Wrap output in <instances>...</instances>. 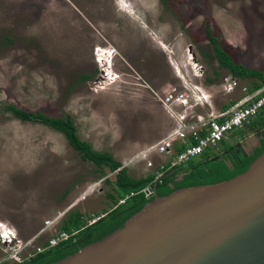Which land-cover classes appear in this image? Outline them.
<instances>
[{
    "label": "rangeland",
    "instance_id": "374dc122",
    "mask_svg": "<svg viewBox=\"0 0 264 264\" xmlns=\"http://www.w3.org/2000/svg\"><path fill=\"white\" fill-rule=\"evenodd\" d=\"M207 29L235 62L264 70V0H0V221L25 245L22 257L51 236L41 232L45 221L71 210L92 219L112 207L115 190L114 172L82 160L62 130L15 110L69 117L93 149L133 178L147 175L153 169L132 158L171 126L158 100L178 84L169 61H183L189 47L216 108L252 86L238 79L224 93L231 75L218 67ZM261 131L239 128L227 142Z\"/></svg>",
    "mask_w": 264,
    "mask_h": 264
},
{
    "label": "water",
    "instance_id": "95a60500",
    "mask_svg": "<svg viewBox=\"0 0 264 264\" xmlns=\"http://www.w3.org/2000/svg\"><path fill=\"white\" fill-rule=\"evenodd\" d=\"M45 264H264V132Z\"/></svg>",
    "mask_w": 264,
    "mask_h": 264
},
{
    "label": "built area",
    "instance_id": "2783aa9c",
    "mask_svg": "<svg viewBox=\"0 0 264 264\" xmlns=\"http://www.w3.org/2000/svg\"><path fill=\"white\" fill-rule=\"evenodd\" d=\"M183 56V61H169L178 79V84H170L158 97L161 106L170 118L171 126L160 138L143 147L132 158V160L137 159L134 163L143 161L146 169H153L149 173L152 176L151 182L141 189L146 198L153 195V186L161 183L167 172L178 166L186 165L208 149H214L222 140H227L234 130L250 123L264 108V85L259 89L243 93L225 109L216 108L212 95L202 81L200 82L203 78L201 63L194 58L189 47L185 48ZM231 77L224 86V93H231L234 90L233 84L238 79ZM153 158L163 160L155 165ZM104 179L94 181L91 187H98ZM133 195L132 191L124 193L118 197L115 206L124 204ZM100 216L102 214L89 219V224ZM58 222L59 219L45 221L41 232L51 228V236L45 245L37 247L36 251L28 254L27 257H22L25 245L20 243L13 227L0 221V248L7 252L4 257L0 258V264L7 260L21 263L35 253L66 240L71 234L58 230Z\"/></svg>",
    "mask_w": 264,
    "mask_h": 264
},
{
    "label": "trees",
    "instance_id": "16d2710c",
    "mask_svg": "<svg viewBox=\"0 0 264 264\" xmlns=\"http://www.w3.org/2000/svg\"><path fill=\"white\" fill-rule=\"evenodd\" d=\"M207 36L212 43L219 68L226 69L228 73L236 79H250L252 81V86L249 91L259 89L264 85V70L248 68L241 63L235 62L231 55L218 45L217 39L211 35L209 29H207ZM234 102L235 100H230L222 103L220 107L225 109ZM15 113L22 120L50 124L51 126L62 130V132L66 135L68 144L77 151L82 160L93 162L101 165L102 167H107L110 172H114L113 189L115 192L114 194H107L108 198L111 199L112 207L107 210L105 209L101 213L102 216H100L97 220L89 224V218L85 217V214L78 210L68 211L64 214L57 225L58 230L66 231L71 234L66 240L59 242L53 247H49L41 252L35 253L33 256L21 263L13 264H45L104 223L151 197L146 198L141 192V189L151 182L152 176L150 174L138 178H133L128 175L126 168L124 166L122 167L121 163L114 159L109 152L97 151L92 148L89 142L81 140L76 134V128L69 117L46 119L33 112L23 113L15 110ZM244 127L251 132H258L262 130L264 128V108L261 109L256 117ZM244 127H242V129ZM219 147L221 150L218 152H215L216 147L214 149H208L201 155L189 161L186 165L178 166V168L167 172L163 176L162 182L153 186V195L239 147V142L235 145H231L228 144L227 140H222L217 145V148ZM210 150H212L213 153L208 152ZM130 191L134 192V195L131 196L124 204L115 206L118 197Z\"/></svg>",
    "mask_w": 264,
    "mask_h": 264
},
{
    "label": "clouds",
    "instance_id": "9594fccd",
    "mask_svg": "<svg viewBox=\"0 0 264 264\" xmlns=\"http://www.w3.org/2000/svg\"><path fill=\"white\" fill-rule=\"evenodd\" d=\"M108 56H109V55H108ZM110 62H111V57H110L109 61H107V62H103L102 66H103V65H105V66L102 67L101 71H104V72H105V70H108V69L110 68ZM107 63H108V64H107ZM104 74H105V73H104Z\"/></svg>",
    "mask_w": 264,
    "mask_h": 264
},
{
    "label": "flooded vegetation",
    "instance_id": "af4514ba",
    "mask_svg": "<svg viewBox=\"0 0 264 264\" xmlns=\"http://www.w3.org/2000/svg\"><path fill=\"white\" fill-rule=\"evenodd\" d=\"M264 131H261V132H259V134H257V135H260V134H262ZM256 137V136H255ZM255 137H253V138H255ZM253 138H250V139H248L247 140V142L249 141V140H251V139H253ZM242 145V144H241Z\"/></svg>",
    "mask_w": 264,
    "mask_h": 264
},
{
    "label": "bare ground",
    "instance_id": "6f19581e",
    "mask_svg": "<svg viewBox=\"0 0 264 264\" xmlns=\"http://www.w3.org/2000/svg\"><path fill=\"white\" fill-rule=\"evenodd\" d=\"M102 56H103V55H102ZM100 61H101V60H100ZM104 62H107V61L104 60ZM102 63H103V62H102ZM107 64H108V63H107ZM103 77H104V76H103Z\"/></svg>",
    "mask_w": 264,
    "mask_h": 264
},
{
    "label": "crops",
    "instance_id": "0c3cea01",
    "mask_svg": "<svg viewBox=\"0 0 264 264\" xmlns=\"http://www.w3.org/2000/svg\"><path fill=\"white\" fill-rule=\"evenodd\" d=\"M59 222H60V221H59ZM59 222H58V223H59ZM57 225H58V224H57Z\"/></svg>",
    "mask_w": 264,
    "mask_h": 264
}]
</instances>
